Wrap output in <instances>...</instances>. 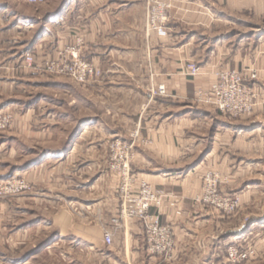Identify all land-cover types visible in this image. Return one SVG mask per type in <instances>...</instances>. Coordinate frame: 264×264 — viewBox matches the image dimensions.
<instances>
[{
	"label": "crops",
	"instance_id": "crops-1",
	"mask_svg": "<svg viewBox=\"0 0 264 264\" xmlns=\"http://www.w3.org/2000/svg\"><path fill=\"white\" fill-rule=\"evenodd\" d=\"M9 4L0 2V112L14 113L16 122L11 133L0 134V179L24 177L47 198L42 202L69 210L49 221L62 238L69 233L89 240L87 231L76 226L73 232L74 217L92 224L100 216L102 227L112 228L119 182L108 171V145L132 142L138 129L132 172L162 197L151 212L173 231L174 260L151 257L142 225L131 221L114 238L115 264H224L227 247L254 245L261 258L255 263L264 264V0H176L165 39L145 33L144 0H47L38 16L15 13ZM80 38L83 57L103 71L101 82L77 88L82 94L73 95L63 78L19 69L25 53L40 63ZM256 60L260 80L251 86L261 103L251 116L228 119L195 105L196 91L214 83L215 71L250 69ZM191 61L201 68L196 78L185 72ZM159 86L166 96L153 97ZM34 87L67 94L70 106L74 96L86 115L77 119L63 100L45 92L27 100ZM240 144L245 150L239 156ZM217 163L231 177L230 193L242 196V217L215 216L194 204L202 175ZM6 208L10 220L16 210L21 218L35 212L13 203ZM27 218L24 231L40 230L42 216Z\"/></svg>",
	"mask_w": 264,
	"mask_h": 264
},
{
	"label": "built area",
	"instance_id": "built-area-1",
	"mask_svg": "<svg viewBox=\"0 0 264 264\" xmlns=\"http://www.w3.org/2000/svg\"><path fill=\"white\" fill-rule=\"evenodd\" d=\"M27 5H43L47 0H16ZM176 0H148L147 7V32L155 33L159 38L169 37L172 23L175 20L172 11ZM83 39H77L73 46L58 51L56 58L37 62L35 56L27 52L24 54L23 63L26 68L34 69L39 75H51L55 77L69 78L75 83L88 86L97 84L103 79V71L87 58L83 57ZM186 75L198 77L201 74L199 65L191 61L186 65ZM256 70L242 73L237 70H217L215 75L217 82L209 91L196 92V100L216 107L222 114L232 118L251 115L256 107L257 93L249 86V83L258 79ZM248 84V85H247ZM152 96H166L165 87L152 91ZM10 126L6 118L0 116V129L5 130ZM134 140L138 138L136 133ZM149 142H145L148 144ZM108 171L115 175L119 181L117 198L119 211L111 219L114 227L120 228L122 223L137 221L145 230V239L148 252L157 257L172 258L174 241L171 230L162 225L161 217L152 213V209L160 207L161 197L148 182L141 180L131 170L135 160V143L116 139L109 145ZM31 188L23 178L11 177L6 182H0V196L19 195ZM213 204L214 201L210 198ZM208 201V202H209ZM224 210L229 214L235 212L239 206L238 198L233 197L226 202ZM221 207V206H220ZM106 246L114 244V234L106 231L104 234ZM252 251L236 246H230L227 250L228 264H242L249 260Z\"/></svg>",
	"mask_w": 264,
	"mask_h": 264
},
{
	"label": "rangeland",
	"instance_id": "rangeland-1",
	"mask_svg": "<svg viewBox=\"0 0 264 264\" xmlns=\"http://www.w3.org/2000/svg\"><path fill=\"white\" fill-rule=\"evenodd\" d=\"M126 1L131 2V1H136V0H126ZM0 2L8 3V4L10 3L9 6H10V8H12L14 10V12L16 11L18 14H27L30 16H38L39 14H42V10L44 9L45 4H46L45 3L43 5H27V4H23V3H17L15 0H0ZM157 2L161 3L162 0H157ZM144 5H145V11L144 12L142 11V13H143V18H144L145 33H146V31H147L146 28H147L148 0H144ZM215 19L217 20V18H215ZM210 20L212 21L213 18H210ZM254 25L255 26L260 25L262 27V21H257L256 19H254ZM242 31H245V30H242ZM17 37L18 36H15V41L17 40ZM23 57H22V62L19 64L20 65L19 69H22L23 71H26V72L34 73V74L39 76V74L34 69L26 68V66L23 63ZM36 61H37V59H36ZM257 62L258 61L256 60L253 67L250 69H243V70H237V71H240L242 73H249V71H251V70H256L258 72L257 73L258 79L253 80L252 82L259 81L260 80V77H259V72H260L259 69L260 68L258 66H256ZM215 70H217V69H215ZM230 70H236V69H230ZM48 76L55 77V76H51V75H48ZM214 76L216 79H215L213 84H211L206 89L200 88L197 91H199V90L209 91L210 88L217 82V77L215 74H214ZM55 78L62 79V77H55ZM37 79H40V78H37ZM63 80L67 81V84L70 85L69 87L73 88V95H74V93L82 94V92L79 91V89L77 90V88H83L84 86L75 83L72 79H69V78H63ZM252 82L249 83V86L251 88H252V86H251ZM159 87H161V86H159ZM159 87L156 89H152L151 93L154 90L158 91ZM163 87H165V86H163ZM76 90H77V92H76ZM30 91L31 92L28 93V95H30V96H28V97L26 96L27 100L28 99L30 100L31 98L35 99L37 97L38 93H44L45 92L49 97H55L56 96V97L60 98L61 100H63L65 103V106H64L65 110L66 111L70 110V112L72 111L71 113L73 115H75L77 117V119L84 118V116L86 115L85 109L80 107L79 105L75 104L76 101H75L74 96H73V106H70L69 105V103H70L69 99L71 97H67V94H63L62 92H61V94H60V92L55 93L53 91V89L48 88L47 90H45L44 87H40V88L34 87ZM19 96L21 97V99H22V97L24 98V100L26 99V97H24V95H22L21 93L19 94ZM257 96H258V94H257ZM155 97H164V96H155ZM260 99L261 98H259V96H258L257 100H256V104L261 103ZM194 100H195L194 101L195 105H197V106L211 108V109L221 113L216 107H213V106L207 105V104H203V103H198L196 100V93L194 95ZM143 109L146 110L147 106H144ZM222 115L226 116V118H228V119H236V120H240L243 117L249 116V115H246V116L239 117V118H232V117L225 115V114H222ZM0 116H2L3 118H6L10 123V126L7 127V129H5V130L0 129V134L11 133L13 127L15 126V122H16V117H15L14 113H12V112H0ZM74 127L75 126H73V131L75 130ZM66 129H67V132L61 131V134L66 135L71 130V128H66ZM136 133H139L138 129L132 131L130 134V138L135 143V146H137V142L140 139L139 138L140 134H139L138 138L136 140H133L134 139L133 137L137 136ZM144 142L145 141H142V143L144 145H148V144H145ZM109 145H108V156H109V151H110ZM232 145L230 143L224 144L226 150L234 151L232 148H230V147H232ZM259 145H260V143H259ZM244 150H245L244 144H240L239 148H238V151H239L238 155L239 156L243 155ZM256 151H257V148H256ZM224 167H225V165L223 163H220V164L217 163L216 167L211 165L210 168L208 169V171L204 172V174L202 175L201 193L195 197L194 204L196 206L204 207V209H206L205 211H209L210 213H212V215H215V216H220L223 218H227V217H231V216L242 217V215L244 214L243 213L242 196L238 193H230L229 189L232 186L231 185V177L229 175L225 174V172L223 170H221ZM131 170H132V166H131ZM109 173H110V171H109ZM110 174L112 176L116 177L112 173H110ZM14 176H18V175H10L9 177H6L5 179H0V182H4V181L6 182L8 179H10L11 177H14ZM18 177L23 178L27 182V184L30 186V183L24 177H22V176H18ZM141 180H144V179L141 178ZM144 181H146V180H144ZM151 187H153V186L151 185ZM30 188L31 189L29 191L24 192V193L19 194V195L0 196V264H115V263H117V259L111 257V253H112L111 251L113 249H115L116 247L118 248V245H116L115 241H114V244L112 246H110V247L106 246L104 243V234L106 231H109V232L114 234V238H115L116 233L121 232L123 230L126 231V229H129L130 222L122 223L120 225L121 226L120 228L112 226V228L110 230H105L104 227H102V225H101L100 216H97L98 219L97 218L93 219V222H95V223H92V224H88V223L86 224L85 222H83L81 220L78 221V218L74 217L75 221H73L74 222L73 223V232H74V230H76L75 227L77 226V231H80V230L87 231V233L90 234V239L89 240L78 239L77 237H75L76 235L73 234V237H71V235L69 233L65 234L68 237L62 238L59 235V233L55 230V228L52 225H49V223L51 222L52 218L54 216H56V214L60 213V211H69V210L67 208L66 209L62 208V207L59 208L56 205L57 203L56 204L53 203V200H50L51 203H48V204L46 202H42L43 199L45 198L42 195L43 193H41L40 191L39 192L36 191L35 187L30 186ZM47 195H50V194H47ZM157 195H159V194L157 193ZM50 196L52 197V195H50ZM233 197L238 198L239 206L236 207L235 212H233L232 214H229L228 212H226L224 210V207L226 208L225 202L228 199L233 198ZM210 198L212 200L218 201V202L216 204H213L211 201H209ZM31 199L40 200V201H37V202L34 200L30 201ZM45 200H47V198H45ZM64 200H66V199L64 198ZM11 203H13V205H15V206H20V208L21 207H25V208L29 207L30 209H33L32 211H35V212H33L30 215L25 214L26 217L21 218L23 216V214L21 213V210H16L14 216H17V218L10 220V218H11L10 214L11 213L8 212V208H6V205L7 204L9 205ZM23 203H25V204H23ZM162 203H163V200L161 197L160 207L162 206ZM24 205H26V206H24ZM160 207H155V208H160ZM6 213H8L7 217L5 216V215H7ZM157 214L160 215L159 212H157ZM34 215H39V216L43 217L42 223H41L42 227L40 228V230H33V227L35 226L34 225L33 227H28V228H30L29 230H27L28 229L27 228L24 231V229H23L24 224L27 222V220H25V219H28L27 218L28 216L31 217ZM1 216H3V218H1ZM18 217H20V218H18ZM160 217H161V215H160ZM243 220H244V223H248V221H249L248 217H246V216L244 217ZM161 222H162V219H161ZM223 224L224 225L222 226V230L224 232L225 230L229 229V220H227L226 222H223ZM162 225L165 227H168L171 230L172 235H173V231L169 226H167L163 223H162ZM142 229H143V232L145 235V230H144L143 226H142ZM100 231H101V233H100ZM98 237H101V239H99ZM173 241H174V248H175L174 238H173ZM146 246H147V243H146ZM252 247H249V246L238 247V248H242V249L246 248V249H249L250 251L253 252L250 259L245 261L242 264H254L257 260L261 259L260 257H258V249L255 248V245ZM228 249H229V247H227L226 253H227ZM173 251H174V249H173ZM150 256L159 258L165 262H172L174 260V257H172V258L163 257L162 258V257H157V256L151 255V254H150ZM225 258L226 259H225L224 264H228V255L227 254H226ZM118 262H119V260H118ZM259 262L255 263V264H259ZM260 264H262V263H260Z\"/></svg>",
	"mask_w": 264,
	"mask_h": 264
},
{
	"label": "bare ground",
	"instance_id": "bare-ground-1",
	"mask_svg": "<svg viewBox=\"0 0 264 264\" xmlns=\"http://www.w3.org/2000/svg\"><path fill=\"white\" fill-rule=\"evenodd\" d=\"M150 185V184H149ZM151 186V185H150ZM153 188V187H152Z\"/></svg>",
	"mask_w": 264,
	"mask_h": 264
}]
</instances>
